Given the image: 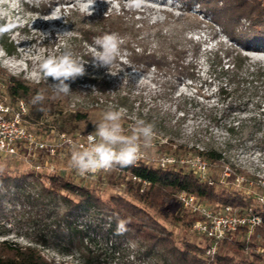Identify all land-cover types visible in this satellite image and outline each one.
<instances>
[{
	"label": "trees",
	"instance_id": "16d2710c",
	"mask_svg": "<svg viewBox=\"0 0 264 264\" xmlns=\"http://www.w3.org/2000/svg\"><path fill=\"white\" fill-rule=\"evenodd\" d=\"M180 1L187 2L188 10L190 6L196 5L202 14L208 15L209 19L222 29L231 44H219L214 50L206 51L189 35L187 30L190 24H183L182 21H188V16L171 23H154L146 17L136 18V11L124 9L122 6L117 11H102L92 17L80 14L76 9H69L65 16V22L72 26L77 35L72 38L76 43L75 52L85 61L91 60L88 47L94 44L95 38L112 33L121 36V49L127 52L131 68L145 73L151 70L162 91H170L167 96L173 99L175 110L181 113L175 119L169 110H164L154 99L148 102L142 96L131 93L132 86L129 83L114 84L104 76L80 77L79 81L71 83L70 91H85V94H79L84 100L69 109V94L54 98L48 86V82H52L51 79L47 82L43 75L39 82L31 83L0 68L5 96L12 103L23 101L26 104L28 113L25 120L29 127L32 124H40L45 118H55L57 127L54 129L57 134H73L80 122L88 123L89 128L95 127L97 123L89 120L92 115H103L110 109H123L121 124L125 135L132 133V126L137 119H143L154 125L155 136L152 140L158 139L160 150L173 156L190 152L214 166L223 159L224 152L231 150L233 146H242L245 142H251L253 148L264 152V62L252 60L244 54L250 51L264 53V0ZM52 2L53 0H41L36 6L44 13ZM0 45L8 55L14 54V48L10 43L7 44L6 39L4 41L0 38ZM204 54L208 66V81L200 83L198 88L201 90L204 85L213 88V91L210 95L196 91V96L205 101L204 105L193 97L176 100L172 94L177 87L185 82L197 84L200 80L197 71L198 60ZM38 93L43 94L45 100L34 105L32 99ZM198 107L205 126L186 134L181 125L186 120L189 109ZM209 128H221L224 131L227 140L223 149L215 146ZM187 143H191V147L187 148ZM34 172L33 170L29 175L35 176L36 179L41 178ZM110 172L121 179L124 176L129 177L122 196H112L104 201L95 191L76 186L56 175L43 177L47 183L41 184L43 200L28 197L26 201H21L15 198L16 201L28 205L45 203L47 206L56 207L61 202L64 206L61 213L47 208L42 210L47 231L36 243L46 247L62 246L65 252L71 253L81 251L83 243L88 241L91 235H95L105 243H111L117 251L123 240L134 238L128 231L117 235V224L114 222L86 217V213L98 208L105 210L114 219L127 221L126 225L133 229L135 234L149 242L147 249L142 252L143 256L147 257L152 247L158 245L180 264H201L195 253L175 248L170 233L162 235L158 230L145 228L136 222L137 215L148 218L147 213L139 206L164 211V217L171 216L175 221H184V217H173L168 211L174 197L180 192L191 194L207 203L241 209L251 208L262 220L261 225L255 228L253 236L264 241V204H252L237 192L217 191L214 183L208 185L192 173H184L181 169L173 171L139 162L136 167L116 166ZM132 177L147 183L142 192L141 184L133 181ZM11 181L12 183L9 178L0 175V193L15 190L11 187L14 181ZM4 198L5 195H2V199ZM183 212L190 216L185 223L190 226L195 217L188 211ZM244 232L240 229L230 235L229 240L220 243L213 258L217 264L234 262V257L221 258L219 251L223 247L236 250L234 256L239 260L232 264H264L263 258L255 254L257 245L243 241ZM208 245L209 242L203 240L201 256L204 257ZM185 247L188 248L187 245ZM0 264L55 262L45 259L35 247L0 241Z\"/></svg>",
	"mask_w": 264,
	"mask_h": 264
},
{
	"label": "rangeland",
	"instance_id": "374dc122",
	"mask_svg": "<svg viewBox=\"0 0 264 264\" xmlns=\"http://www.w3.org/2000/svg\"><path fill=\"white\" fill-rule=\"evenodd\" d=\"M40 1L0 0V9L4 10L0 14V28L4 29L0 32V38L4 41L6 39L7 44L10 43L14 48V54L8 55L0 45V68L9 74L21 76L31 83H37L42 79L44 74L41 71V65L46 58L58 57L66 49H70L76 54V43L72 38L77 37V35L72 26L65 22V16L69 9H76L80 14L92 17L102 11H117L122 6L124 9L136 11V18L146 17L154 23H171L174 20L188 16V21H182L183 24H190L188 26L189 30H187L190 33L189 35L200 43L206 51L214 50L219 44H231L222 29L214 24L208 15L202 14L196 5L190 6L188 10L186 1L142 0L139 8H130L129 0H53V4L50 7L47 6L48 10L44 13L36 6ZM88 51L91 53L92 59L94 53L91 47H88ZM244 54H247L252 60L264 62L263 52L250 51L244 52ZM127 55V52L122 50L115 65L109 69L93 68L90 60L85 65L86 74L82 78L104 76L114 84L129 83L132 86L131 93L142 96L148 102L154 99L164 110H169L174 119L180 116L181 113L174 108L173 99L167 96L170 91H162L151 70L145 73L131 68ZM207 70L208 66L204 54L198 60L197 71L200 80L197 84L185 82L180 85L173 91V98L181 100L193 97L204 105L205 101L196 96V91L204 95H210V92L213 91V88L204 85H202L201 90L198 88L200 83L208 81ZM79 79L80 77L74 82L70 81V85L79 81ZM71 92L69 94V109L84 100L79 94H85V91ZM5 95L4 79L0 77V99L6 98L8 100ZM199 108L189 109L186 120L181 125L184 133L190 134L195 129L204 128L205 122L201 118ZM102 116V114L92 115L89 120L98 123ZM54 119L48 117L43 119L40 124H32L30 126L31 130L48 143L56 142L57 132L54 128L57 126ZM94 130L95 127L89 128L88 123L80 122L74 133H92ZM208 131L211 133L210 137L215 142V146L223 149L227 140L224 131L221 128H209ZM131 134L127 133V135ZM191 145V143H187V148ZM73 150V148L61 149L54 156L39 153L27 159L21 157L22 153L18 157L0 155V175L9 178L11 183V180H13L11 187L12 189L15 188V190L0 193L1 199L2 195H5V198L0 200V241H7L19 246L35 247L45 259L54 261L55 264H86V262L91 264H180L167 254L163 247L158 245L152 247V251L147 257L143 256L142 252L147 249L149 242L140 235L135 234V231L127 225V231L134 238L123 240L117 251L113 249L111 243H105L99 236L95 235H91L90 239L83 243L81 251L77 250L71 253L65 252L62 246L51 245L46 247L36 243L44 237L47 231L42 210L47 208L61 213L64 211V206L61 202L56 207L47 206L45 203L28 205L16 201L15 198H19L21 201H26L28 197L43 200L41 184H47L44 181V176H61L76 186L95 191V194L104 201L112 196H122L126 188L129 177L124 176L121 179L118 175H111L112 172L110 171L88 175L85 178L76 175L71 165ZM140 153L143 156V163L152 167H157L162 157L173 156L160 150L158 139L152 140L147 147L141 141ZM193 156L195 155L185 152L178 153L173 157L176 159H189ZM222 157L223 159L209 170L216 190H225L229 193L237 192L250 203H259L258 199L264 196V152L253 148L251 142H245L237 148L233 146L231 150L224 152ZM35 166L39 168L35 170ZM225 168L228 169V176L223 175ZM180 169L182 172L188 173L186 168L180 166H176L171 170L179 171ZM33 170L35 171L34 174L41 176V178L36 179L35 176L29 175ZM236 179L238 182H236ZM139 207L147 213L148 218L137 215V223L148 229L154 228L162 235L170 233L174 247L182 251L187 249L189 253H195L201 264H217L214 259L204 260L205 258L200 255L203 240L190 231V226L185 225L190 216L182 211L175 197L168 211L172 213L173 217L176 215L184 217V221H175L171 216L166 218L164 217V211ZM86 217L105 219L107 222H114L115 224L120 220L114 219L105 210L98 208L86 213ZM253 235L248 238V243H254L263 248L264 241L255 238ZM240 240L242 241V239ZM186 245L188 248L185 247ZM234 252H236L235 249L223 247L220 249L219 255L221 258L234 257L235 262L239 258L234 256ZM248 253L249 251L246 254Z\"/></svg>",
	"mask_w": 264,
	"mask_h": 264
},
{
	"label": "built area",
	"instance_id": "2783aa9c",
	"mask_svg": "<svg viewBox=\"0 0 264 264\" xmlns=\"http://www.w3.org/2000/svg\"><path fill=\"white\" fill-rule=\"evenodd\" d=\"M27 113L28 108L23 101L11 103L6 98L0 99V155L18 157L22 153L21 157L27 159L39 153L54 156L61 149H79L88 146L87 136L90 134L88 132L83 134L73 133L71 135L56 134L57 141L48 143L30 129L25 120ZM139 162H143L141 153L132 167H136ZM176 166L186 168L188 173H192L201 182L208 185H212L214 182L212 175L209 173L212 166L199 156H193L189 159L164 156L157 164V167L161 169H174ZM38 168V166H35L34 169L37 170ZM74 171L81 178L96 174L80 175L76 169ZM100 172L105 173L108 171L97 173ZM223 175H229L227 168L224 169ZM132 180L141 184V192L147 186V183L139 178L132 177ZM236 182H238L237 179ZM175 200L183 211H188L195 217L189 227L190 231L198 238L209 242L204 251V258L208 261L213 260L220 243L229 240L230 235L243 229L245 231L243 241L248 243V238L253 235L255 228L262 223L261 217L254 213L251 208L241 209L207 203L186 192L178 193ZM258 202L264 203V196L260 197ZM247 251L248 249L245 250V252ZM255 254L263 258L264 263V247L257 246Z\"/></svg>",
	"mask_w": 264,
	"mask_h": 264
},
{
	"label": "clouds",
	"instance_id": "9594fccd",
	"mask_svg": "<svg viewBox=\"0 0 264 264\" xmlns=\"http://www.w3.org/2000/svg\"><path fill=\"white\" fill-rule=\"evenodd\" d=\"M142 0H129L130 8H139ZM0 9V14L3 13ZM4 29L0 28V32ZM123 38L116 33L97 37L91 47L94 56L91 59L93 68L109 69L115 65L121 54ZM85 61L72 50L66 49L60 56L46 58L41 65V71L52 90L53 97L59 98L70 93V81L86 74ZM94 90V89H93ZM45 100L43 94H37L32 99L34 105ZM123 109H110L103 113L102 119L95 125V130L87 136L88 146L74 148L71 153V165L80 175L111 171L116 166L121 168L132 166L140 155L141 141L149 146L155 136L154 125L143 119H137L132 126L131 135H125L121 124ZM127 221L118 220L116 234L127 231Z\"/></svg>",
	"mask_w": 264,
	"mask_h": 264
}]
</instances>
